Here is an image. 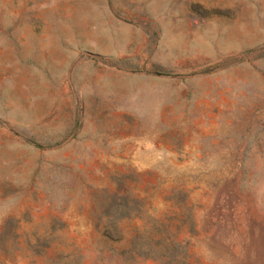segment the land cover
Returning a JSON list of instances; mask_svg holds the SVG:
<instances>
[{"label":"rangeland","instance_id":"1","mask_svg":"<svg viewBox=\"0 0 264 264\" xmlns=\"http://www.w3.org/2000/svg\"><path fill=\"white\" fill-rule=\"evenodd\" d=\"M0 264H264V0H0Z\"/></svg>","mask_w":264,"mask_h":264}]
</instances>
